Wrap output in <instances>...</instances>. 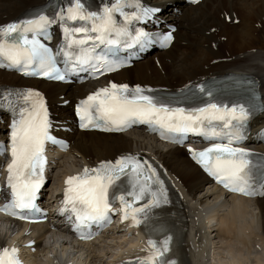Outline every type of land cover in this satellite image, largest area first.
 Here are the masks:
<instances>
[{"label": "snow or ice", "instance_id": "obj_1", "mask_svg": "<svg viewBox=\"0 0 264 264\" xmlns=\"http://www.w3.org/2000/svg\"><path fill=\"white\" fill-rule=\"evenodd\" d=\"M132 2L112 0L102 11L92 12L86 10L81 0H74V6L63 9L58 17L38 14L33 18L0 25V58L7 61L0 67L16 68L24 71L25 75L60 81L65 80L66 72L88 68L98 75L117 71L124 65L93 53L99 45H115L120 42V37L129 35L128 24H121L116 14L119 13L128 23L139 19V16L124 11L125 6ZM142 15H147V12ZM57 19L84 23L76 27L65 24V43L53 53L40 36ZM145 37V33L139 32L134 42ZM172 38L169 33L163 38L164 44L170 43ZM58 55L66 57V63L70 62L71 66L64 72L57 67ZM31 65L35 67L29 71ZM197 87L204 95L213 96L211 88L205 89L204 85ZM151 92V89L139 85L130 87L110 82L80 102V126L121 132L140 123L158 126L165 135L203 133L208 138L227 136L226 143H214L202 150L190 148L189 152L209 175L230 192L245 196L264 195V190H257L251 182L250 160L247 158L249 150L234 146L244 137L214 128L207 130L213 122H220L222 129L242 127L249 117L251 104L246 107L245 104L230 106L207 102L202 107L188 109L173 106L180 103L175 98L160 99ZM5 105L15 113L16 118L10 125V147L0 146V153H9L11 157V162L6 165V181L0 185V190L7 189V203L0 211L26 220L33 212L39 211L36 199L45 184L49 163L46 146L52 144L66 149L67 144L52 134L53 122L40 92H9L7 96L0 92V108ZM64 184L60 211L68 214L69 221L77 230L93 224L102 229L112 223L113 214H120L122 222L128 227L143 225L147 230L151 210L168 202L164 181L157 169L133 154L121 156L115 161H101L94 167L84 166L81 172L67 176ZM117 202L120 207L114 208ZM93 235L91 232L81 234L80 239L90 240ZM169 245L170 238L160 242L149 238L147 247L142 249L146 255L121 261L120 264H175L168 257ZM0 264H23L19 249L0 246Z\"/></svg>", "mask_w": 264, "mask_h": 264}, {"label": "bare ground", "instance_id": "obj_2", "mask_svg": "<svg viewBox=\"0 0 264 264\" xmlns=\"http://www.w3.org/2000/svg\"><path fill=\"white\" fill-rule=\"evenodd\" d=\"M44 1L0 0V25L8 24L29 6ZM140 1L144 7L165 8L159 18L178 23L175 40L168 50L148 53L133 67L121 69L101 82L118 80L175 90L191 81L242 73L259 80L264 99V0H205L196 5H184L182 0ZM173 6L180 12H175ZM224 46L228 48L226 55L221 54ZM213 61L222 63L217 65ZM1 82L43 90L54 102L53 118L57 124L70 118L71 103L63 106V101L79 99L98 85L96 82L63 85L23 78L0 69ZM58 91L61 92L57 94ZM253 126L255 131L264 126V113ZM3 127L0 122V141L8 136ZM61 134L72 140L71 149L58 154L57 165L49 174L54 176V181L52 184L48 181L45 189L49 192L48 205L58 200V188L67 176L81 172L84 166L94 167L101 161L133 154L146 158L160 177L165 175L170 183L168 193L174 192L180 199L187 218L175 247L181 255L180 264H264V198L228 195L211 183L184 148L161 143L143 130L104 134L74 129ZM249 144L264 151L263 144ZM87 145L89 155L81 164H76L78 154ZM116 145V150L110 153V148ZM52 218L54 223L57 217L52 214ZM0 221V246L21 245L33 256L34 264H68L65 259L55 257L60 249L68 254L66 259L73 258L78 264H108L127 249V244L140 247L142 236L140 229V233L135 232L129 238H126L128 232L119 236L116 230L110 229L101 239L76 244L61 226L51 230L50 222L22 225ZM28 242L31 246H26ZM146 244L145 239L143 246Z\"/></svg>", "mask_w": 264, "mask_h": 264}, {"label": "rangeland", "instance_id": "obj_3", "mask_svg": "<svg viewBox=\"0 0 264 264\" xmlns=\"http://www.w3.org/2000/svg\"><path fill=\"white\" fill-rule=\"evenodd\" d=\"M30 7V6H29ZM232 17V16H231ZM235 18H233L232 20H234ZM231 22V21H230ZM239 23V22H238ZM238 23H236V24H238ZM235 24V23H234ZM221 54H223V55H226L227 53H228V48H226L225 46L221 49ZM227 57H230V58H232L233 56H227ZM212 63H214V64H219V63H222V62H215V61H213ZM212 73H214V72H212ZM215 74V73H214ZM209 75V74H208ZM137 79H140V78H137ZM151 84H160V83H151ZM167 85H169V84H167ZM173 85V84H172ZM59 92H61V91H58L57 92V94L59 93ZM116 148H117V145L116 146H114V147H111L110 148V153L113 151V150H116ZM89 153H90V147H89V145H87L86 147H85V149L81 152V153H79L78 154V156H77V161L75 162L76 164H81L82 162H83V160H84V158L85 157H87L88 155H89ZM53 181H54V176H51V179H50V182H49V184H52L53 183Z\"/></svg>", "mask_w": 264, "mask_h": 264}]
</instances>
